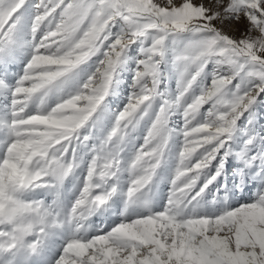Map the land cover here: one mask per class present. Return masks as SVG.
I'll return each instance as SVG.
<instances>
[{
  "label": "snow or ice",
  "instance_id": "obj_1",
  "mask_svg": "<svg viewBox=\"0 0 264 264\" xmlns=\"http://www.w3.org/2000/svg\"><path fill=\"white\" fill-rule=\"evenodd\" d=\"M27 0H0V59L10 46ZM31 25L33 53L23 75L10 87V105L0 116V264H29L42 253L55 230L74 224L53 264H264V193L251 202L216 215H184L224 168L231 154L227 142L236 122L264 92V0H38ZM59 12V21L53 19ZM125 29L104 51L96 73L75 93L49 110H29L37 96L62 86L73 71L101 50L117 19ZM229 21L245 24L233 36L220 27ZM47 30L36 40L42 25ZM188 32L193 41L176 60L185 65L179 94L164 100L155 120L129 164L132 174L127 204L137 200L160 166L171 130L168 117L192 89L210 61L226 65L228 75L216 73L211 84L184 106L183 143L167 204L158 212L122 219L107 230L87 235L85 224L117 194L121 171L119 151L129 126H135L143 105L158 95L159 60L170 35ZM152 35L143 49L126 106L99 148L94 149L82 186L67 214L60 206L64 181L79 167L77 146L90 137L80 130L97 113L113 82L127 46ZM196 71L188 74V66ZM257 80L246 91L229 85L237 77ZM212 102L203 122H196L204 104ZM251 143V141H249ZM223 154H221V150ZM216 171L192 195L213 161ZM264 157L252 156L248 163ZM264 173V169H261ZM46 188L55 192L51 203L28 199ZM99 190V191H97ZM84 234H81V232Z\"/></svg>",
  "mask_w": 264,
  "mask_h": 264
},
{
  "label": "rangeland",
  "instance_id": "obj_2",
  "mask_svg": "<svg viewBox=\"0 0 264 264\" xmlns=\"http://www.w3.org/2000/svg\"><path fill=\"white\" fill-rule=\"evenodd\" d=\"M37 2L38 0H27L25 7L17 13L21 20L15 35V42L10 46V54L0 59V80L5 81L10 87H14L16 81L23 75L24 67L33 53L32 44L34 41L31 25L34 16L37 14V10L34 7ZM59 12L60 9H57L52 21L53 25L59 21ZM217 27H220L230 35L239 37L244 32L246 25L243 23L237 25L225 21L223 24L217 22ZM124 29V22L118 18L110 28L112 33L110 39L105 41L101 50L80 64L62 86L54 87L46 96H37L34 102L30 104L29 110L31 112H35L37 108L49 110L61 100L66 99L70 94L75 93L89 77L96 73L100 61L104 59V51L107 50L108 45ZM46 30L47 24L42 25L41 31L36 34L37 41ZM152 35L154 33L147 38L137 39L134 43L127 46L122 55L121 63L117 66L114 73L108 94L98 107L97 113L80 130L81 137L87 135L90 139L87 142H81L77 146L79 167L64 181L61 189L60 206L64 214H67L72 202L79 193L88 164L93 155L96 154L93 150L99 148L107 138L115 124L116 116L126 106L129 97L135 91L133 87L135 73L139 67V61L145 58L142 48L146 49L151 45ZM197 39H199L198 36L184 32L170 35L165 40L163 58L156 57L159 60L158 95L142 106L135 126H129L124 140L119 144L113 140L109 145L110 148L119 151L121 159V171L118 173V180L109 181V184H117L118 191L111 198L108 205L98 210L94 216L98 214L114 223L103 228L101 227L102 223H94L88 220L85 224L87 235L94 234L96 229L103 228L107 230L112 225L118 224L125 217L135 218L138 215H146L149 211L153 213L161 211L167 204L172 190V180L178 165L179 152L183 143L181 132L184 125V106L191 103L194 97L201 94L202 89L207 88L211 84L214 74L228 75L229 72L226 65H218L215 61H210L181 103L171 110L167 124L171 132L162 162L153 180L137 194V200L133 204L126 203L127 198L125 195L132 179L129 164L134 158L136 151L143 145L145 137L164 100L174 101L179 94L181 74L185 65L176 60V55L184 52ZM196 68L197 66L194 64L189 65L188 74L194 73ZM255 83H259V81H250L242 75L234 79L232 84L229 85V93L235 91L237 84L241 86V91H246ZM10 100V91L0 89V116H3L7 111ZM211 106V101L204 104L197 121H194V123L203 122ZM2 137L3 133H0V138ZM226 147L230 149L231 154L227 157L221 175L208 185L196 201H193L192 204L184 209L185 216L220 214L226 210L251 203L259 194L264 193V173L261 172V169H264V158L257 159L253 163L247 162L252 156L264 157V92L260 93L255 103L239 117ZM223 151L222 149L221 154H223ZM218 161L219 157L216 161H213L209 169L205 170L192 195H195L199 188L216 171ZM27 198L42 200L47 204L53 201L55 192L40 188L28 193ZM92 217L93 215L90 218ZM73 228H75L74 224H65L62 229L55 230L46 241V246L42 253L38 256H33L29 264H53L61 249L59 246H62L65 239L72 234ZM81 234H84V232L82 231Z\"/></svg>",
  "mask_w": 264,
  "mask_h": 264
},
{
  "label": "bare ground",
  "instance_id": "obj_3",
  "mask_svg": "<svg viewBox=\"0 0 264 264\" xmlns=\"http://www.w3.org/2000/svg\"><path fill=\"white\" fill-rule=\"evenodd\" d=\"M103 209V208H102ZM104 209H106V208H104ZM101 214V213H100ZM103 214V213H102ZM120 214V213H119ZM98 216V217H97ZM89 221L90 222H94V223H102V226L101 227H103V228H106V227H108V226H110L111 224H113L114 222L113 221H108L107 219H105V218H103V217H101V216H99L98 214L97 215H93V217L92 218H90L89 219ZM119 221V220H118ZM113 226V225H112ZM102 228V229H103ZM74 229V228H73ZM57 245V244H56ZM59 247H61V246H59ZM55 248V247H54ZM56 249V248H55Z\"/></svg>",
  "mask_w": 264,
  "mask_h": 264
}]
</instances>
